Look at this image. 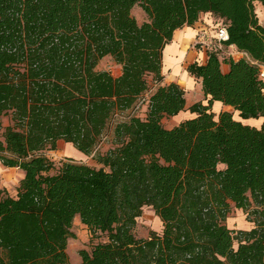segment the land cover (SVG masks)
Listing matches in <instances>:
<instances>
[{
	"label": "trees",
	"instance_id": "16d2710c",
	"mask_svg": "<svg viewBox=\"0 0 264 264\" xmlns=\"http://www.w3.org/2000/svg\"><path fill=\"white\" fill-rule=\"evenodd\" d=\"M264 0H0V162L25 174L16 198L0 200V264H70L76 216L106 242L79 252L81 264H264ZM139 5L147 21L132 15ZM226 27L247 57L188 66L207 104L195 118L166 129L186 109V91L162 85L163 52L177 30L203 14ZM111 56L119 76L99 71ZM223 64L229 66L223 71ZM145 119L132 111L150 88ZM221 102L233 111H212ZM238 114L240 120L234 118ZM103 167L69 159L58 170L46 155L60 141L98 152ZM254 223L227 226L232 206ZM161 233L135 234L144 207ZM253 208L249 212L250 208ZM237 245V246H236Z\"/></svg>",
	"mask_w": 264,
	"mask_h": 264
},
{
	"label": "rangeland",
	"instance_id": "374dc122",
	"mask_svg": "<svg viewBox=\"0 0 264 264\" xmlns=\"http://www.w3.org/2000/svg\"><path fill=\"white\" fill-rule=\"evenodd\" d=\"M256 14L258 16L259 22L264 25V18L262 17L263 11L260 9V5L255 3ZM132 15L136 18L139 24L147 21V17L139 5H136L132 10ZM264 15V14H263ZM216 19L215 26H217L220 22V19L214 17ZM201 44H197L196 48H200ZM228 52L220 53L221 60L229 59L230 57L227 55ZM175 60L171 59V57L165 56L163 58V67L167 69L173 64ZM97 70L99 71H107L110 72L113 76H119L122 71V67L115 62V60L111 56H107L103 58L98 66ZM182 87L186 91V99L188 105H194L195 103L202 102L207 104L208 101L205 99V96L202 92V86H199L198 83L195 82L185 83L182 82ZM190 85V86H189ZM149 91H147L144 95H142L136 105V107L132 111H127L125 114H133L142 119H145L147 116V101L149 99V95L151 94V90L155 88V84L151 83ZM189 86V87H188ZM222 105V104H221ZM212 111L218 117L219 113L222 111H230L232 112L233 109L229 107H225L224 105L218 106L215 104L212 107ZM182 118L175 117H166L163 119V125L166 129H172L174 127L179 126L182 122L191 119V116L188 112L185 115H179ZM234 118L236 120H240L238 114L234 113ZM261 120H242L246 121L245 124L250 125L252 127L261 128L264 119L259 118ZM11 125V118L9 116H5L2 119V128L0 129V140H4V132L8 126ZM72 147V146H71ZM113 147V136L111 133L104 139L103 143L101 144L100 148L98 149L97 153H94L90 156L83 155L79 153L74 147L70 148L65 142L60 141L58 143V147L56 150H48L46 151V155L54 162L55 169L51 171V174L55 173L58 168H60L63 162L68 161L69 159H73L77 162L88 164L95 168L103 167L101 164L97 162V155L98 154H105ZM254 207L250 208L249 212L253 210ZM249 218L253 219L254 216H248L242 209H237L234 205L232 206L231 212L227 219V226L233 230H241V231H250L254 227V223L249 221ZM163 230V223L161 222L160 218L156 215L155 211L152 207H144L142 215L137 220V226L135 228V234L138 238H147L152 231L157 233H161ZM73 233H75L76 238L72 239V243H69L68 246V255L70 264H81L82 259L79 254L81 250L91 251L93 246L100 243L106 242L107 238L105 236H98L92 237L88 228L79 220H77L72 228ZM237 246V245H236Z\"/></svg>",
	"mask_w": 264,
	"mask_h": 264
},
{
	"label": "crops",
	"instance_id": "0c3cea01",
	"mask_svg": "<svg viewBox=\"0 0 264 264\" xmlns=\"http://www.w3.org/2000/svg\"><path fill=\"white\" fill-rule=\"evenodd\" d=\"M257 3L260 5V9L261 11H263L264 14V7L262 6L261 3L259 2ZM263 14L262 17L264 18ZM215 23H216V19L212 14L210 13L203 14L201 15L199 21L193 27H184L183 29H179L175 32L173 41L165 47L163 52V58L167 56L169 58L171 57V59L172 60L174 59L175 61L173 62V64L170 66L169 69L166 70V68L163 67V75L165 76V78L162 85L177 83L182 87L181 85L182 82H185L186 84L187 83L193 84L195 82L196 79L190 76V74L187 71V68L192 63L198 62L204 64L207 61L209 55L208 46L212 45L217 40L216 27L220 25V23L217 26H215ZM197 44H201V47L196 48ZM236 49L237 48L235 46H233L232 48H228L229 51H235ZM222 69L223 71L227 72L229 70V66L227 64H223ZM149 82L150 84L154 83L152 76L149 77ZM196 82L198 83L199 86H201L200 81L196 80ZM154 87L155 88L151 90V94L156 90L158 84H155ZM148 103L149 101H147V111H148ZM215 104L218 106H222L221 102H215L214 106ZM191 106L192 105H188L186 99L185 111L180 112L176 116V118L179 117L182 118L179 115L182 114L185 115L186 112L190 114L191 119L195 118L196 114H193L189 111V108ZM67 145H69L70 148L74 147L71 144H67ZM24 176H25L24 172L19 168H8L5 167L0 162V200L5 196L16 198L18 195V189L20 187V183L24 178ZM77 220L81 222L80 216L75 217L74 223ZM70 242L72 243V239L69 240V243Z\"/></svg>",
	"mask_w": 264,
	"mask_h": 264
},
{
	"label": "built area",
	"instance_id": "2783aa9c",
	"mask_svg": "<svg viewBox=\"0 0 264 264\" xmlns=\"http://www.w3.org/2000/svg\"><path fill=\"white\" fill-rule=\"evenodd\" d=\"M216 39L217 40L215 41V43L208 46V52L209 51H215L219 53L228 52L227 55L230 58L237 59V60L247 57V54L242 53L238 51L237 49L235 51L228 50V48H232L233 46H226L224 44L225 42L229 40V35H228L226 27L222 23L216 27ZM260 76H261V79L264 80V68Z\"/></svg>",
	"mask_w": 264,
	"mask_h": 264
},
{
	"label": "water",
	"instance_id": "95a60500",
	"mask_svg": "<svg viewBox=\"0 0 264 264\" xmlns=\"http://www.w3.org/2000/svg\"><path fill=\"white\" fill-rule=\"evenodd\" d=\"M242 121V120H241Z\"/></svg>",
	"mask_w": 264,
	"mask_h": 264
}]
</instances>
